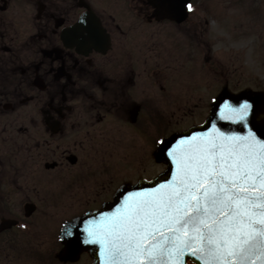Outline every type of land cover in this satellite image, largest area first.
I'll use <instances>...</instances> for the list:
<instances>
[{
  "label": "flooded vegetation",
  "instance_id": "af4514ba",
  "mask_svg": "<svg viewBox=\"0 0 264 264\" xmlns=\"http://www.w3.org/2000/svg\"><path fill=\"white\" fill-rule=\"evenodd\" d=\"M247 41L264 49V0H0V264H104L90 223L226 91L259 92L226 81Z\"/></svg>",
  "mask_w": 264,
  "mask_h": 264
},
{
  "label": "snow or ice",
  "instance_id": "6c2138e0",
  "mask_svg": "<svg viewBox=\"0 0 264 264\" xmlns=\"http://www.w3.org/2000/svg\"><path fill=\"white\" fill-rule=\"evenodd\" d=\"M250 108L225 104L234 116L224 118L245 120ZM213 128L170 147L171 181L90 223L88 242L101 245L104 264H179L185 252L203 264H264V140Z\"/></svg>",
  "mask_w": 264,
  "mask_h": 264
},
{
  "label": "water",
  "instance_id": "95a60500",
  "mask_svg": "<svg viewBox=\"0 0 264 264\" xmlns=\"http://www.w3.org/2000/svg\"><path fill=\"white\" fill-rule=\"evenodd\" d=\"M164 16L167 18H176L174 13L172 14L169 12H165ZM222 100H224L226 104L230 105L233 108H237L244 102H248L251 105V108L249 110L247 118L245 120L225 119L224 116H234V114L224 109V106H220L219 103ZM263 106L264 102L262 99V94L260 93L250 94L248 92H242L241 94L234 95L232 93L230 94L229 92H226V94H223V97L215 103L212 111L210 112V117L206 120L205 124L200 128L193 130L192 133L196 135L212 134L214 132L213 126H215L216 130L226 136H247L251 131L256 139L264 140V121H256V115L258 114L257 112H259V110H261ZM189 134L186 135L189 136ZM169 143L170 141L166 144L167 149V145ZM174 173L175 171L169 169L165 175H161L154 181L153 187L158 188L161 184L168 183L172 180ZM138 188L141 189V185H138ZM123 192L124 190L121 193ZM121 198L118 199L122 200ZM188 260H191L193 264H203V261L198 259L197 256L192 255L191 252H185L181 256L179 264H187ZM256 264H261L259 259L256 260Z\"/></svg>",
  "mask_w": 264,
  "mask_h": 264
},
{
  "label": "rangeland",
  "instance_id": "374dc122",
  "mask_svg": "<svg viewBox=\"0 0 264 264\" xmlns=\"http://www.w3.org/2000/svg\"><path fill=\"white\" fill-rule=\"evenodd\" d=\"M228 15L231 17V19L232 18L239 19L240 17L245 16V14L242 13V7L240 6L234 7L233 11L229 10ZM235 26L238 29L239 27H241L238 21L235 22ZM245 26L249 29V32L255 31L256 29L255 26L253 25V22L246 23ZM228 27H230V25ZM230 33L231 32L227 30L224 37L229 38ZM250 42L249 41L246 42L249 52H247L245 56L234 57L231 58L232 60L224 59L225 64L226 62L230 63V65H228V68L230 70H234L233 75L230 77L229 80L226 79V81L230 87L236 83L237 84L236 88H242L243 86H245L244 78L254 75L257 80L256 89L259 92L264 93V49L257 51L256 47H254V44L250 45ZM240 44L241 43L232 44V45L235 46ZM256 51L259 53H257ZM239 75L241 77L242 82L237 83L236 79L238 78Z\"/></svg>",
  "mask_w": 264,
  "mask_h": 264
}]
</instances>
